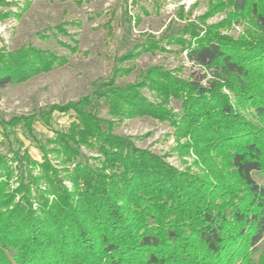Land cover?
I'll use <instances>...</instances> for the list:
<instances>
[{
    "label": "trees",
    "instance_id": "obj_1",
    "mask_svg": "<svg viewBox=\"0 0 264 264\" xmlns=\"http://www.w3.org/2000/svg\"><path fill=\"white\" fill-rule=\"evenodd\" d=\"M226 9L223 23H190L169 37L200 69L197 77L153 66L138 83L118 86L116 77L130 70L117 68L93 95L0 121L13 153L0 151V264H264V251L254 260L264 236V0H218L212 13ZM12 15L1 11L0 20ZM243 21L254 33L233 39L219 31ZM159 44L119 60L164 50ZM67 63L30 46L2 49L0 89ZM102 98L114 119L90 111ZM172 99L181 100L179 113L169 107ZM55 112H72L75 120L43 142L34 125L50 128ZM145 116L169 123L177 140H186L180 154L193 152L199 172L177 169L113 133L115 119ZM18 127L41 161L22 145L14 148L10 134Z\"/></svg>",
    "mask_w": 264,
    "mask_h": 264
},
{
    "label": "rangeland",
    "instance_id": "obj_2",
    "mask_svg": "<svg viewBox=\"0 0 264 264\" xmlns=\"http://www.w3.org/2000/svg\"><path fill=\"white\" fill-rule=\"evenodd\" d=\"M14 3L0 5V12L13 11L14 16L0 20V50L15 52L23 47L49 51L68 58V63L51 72L42 73L32 79L0 89V121L14 117L29 116L50 110L54 105L63 106L93 95L103 89V84L116 77V69H129V73L118 75L116 84L127 86L138 83L141 73L153 66L171 70L183 79L198 76L200 69L193 66L181 51L179 44H169V37L182 31L188 24L218 25L229 18V9L212 13L218 0H3ZM227 1V0H223ZM19 15V16H18ZM203 16L205 21L200 20ZM63 28L67 34L59 32ZM220 33L240 39L254 33L248 22L230 23L219 29ZM189 36H187L188 38ZM151 41L160 46L141 52L123 63L119 59ZM66 45L75 48L71 51ZM76 45V47H75ZM138 51L141 48H137ZM149 98L153 94L144 89ZM169 107L181 111V100L172 99ZM90 111L103 119H114L108 114L105 99L96 100ZM250 111V110H249ZM246 112V114L249 113ZM250 117V115H249ZM75 120L74 113L55 112L51 127L41 121L34 125L38 139L43 142L56 136L55 131L68 130ZM113 133L130 138L138 147L148 149L177 169L199 172L195 165L197 156L193 152L180 153L185 139L177 140L174 128L167 122L150 117H136L118 122L115 119ZM107 128V124H103ZM5 142L0 147L10 157L9 142L0 131ZM14 148L22 145L38 161L42 152L29 138L22 127L10 134ZM254 178L263 182L260 174ZM69 187L71 185L67 183ZM264 251V236L257 246L254 260Z\"/></svg>",
    "mask_w": 264,
    "mask_h": 264
}]
</instances>
